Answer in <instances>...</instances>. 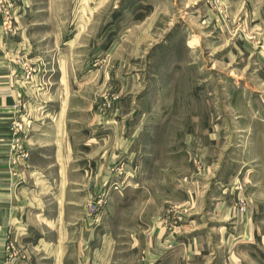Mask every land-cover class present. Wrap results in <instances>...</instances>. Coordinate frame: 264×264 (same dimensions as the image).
Masks as SVG:
<instances>
[{
  "label": "rangeland",
  "instance_id": "1",
  "mask_svg": "<svg viewBox=\"0 0 264 264\" xmlns=\"http://www.w3.org/2000/svg\"><path fill=\"white\" fill-rule=\"evenodd\" d=\"M0 157V264H264V0H0Z\"/></svg>",
  "mask_w": 264,
  "mask_h": 264
},
{
  "label": "crops",
  "instance_id": "2",
  "mask_svg": "<svg viewBox=\"0 0 264 264\" xmlns=\"http://www.w3.org/2000/svg\"><path fill=\"white\" fill-rule=\"evenodd\" d=\"M3 159L0 157V180L4 179L6 175V169H4V164L2 163ZM9 184H2L0 185V229L1 227L5 226L9 222L20 223L15 219V215L18 212V207H21V201L19 198L14 194L15 191L12 193V189L9 188ZM29 212V210H28ZM41 213H36V215H40ZM47 219V218H46ZM22 225V223H21ZM45 230L40 231L41 236L44 235Z\"/></svg>",
  "mask_w": 264,
  "mask_h": 264
}]
</instances>
